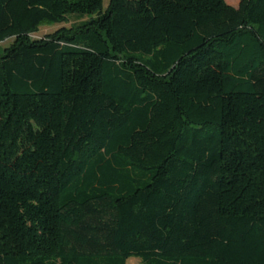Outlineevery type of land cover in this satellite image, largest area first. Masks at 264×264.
<instances>
[{
  "label": "trees",
  "instance_id": "obj_1",
  "mask_svg": "<svg viewBox=\"0 0 264 264\" xmlns=\"http://www.w3.org/2000/svg\"><path fill=\"white\" fill-rule=\"evenodd\" d=\"M9 39L0 264H264V0H0Z\"/></svg>",
  "mask_w": 264,
  "mask_h": 264
},
{
  "label": "rangeland",
  "instance_id": "obj_2",
  "mask_svg": "<svg viewBox=\"0 0 264 264\" xmlns=\"http://www.w3.org/2000/svg\"><path fill=\"white\" fill-rule=\"evenodd\" d=\"M228 5L231 6H237L238 4V0H224ZM108 4V0H103V9H105V7ZM86 18L82 19L85 20ZM78 21L76 19H74L73 17L69 18L68 22L66 23H62V24H53V25H42L39 27L38 31L32 35H30V38L32 39H40L45 37L46 35L52 34L53 32H55L57 29L61 28V27H65V28H69L70 26L77 24ZM13 41V39H9L6 40L2 43H0V49L7 47L11 44V42ZM126 264H141L140 260L138 258L135 257H130L127 259Z\"/></svg>",
  "mask_w": 264,
  "mask_h": 264
},
{
  "label": "crops",
  "instance_id": "obj_3",
  "mask_svg": "<svg viewBox=\"0 0 264 264\" xmlns=\"http://www.w3.org/2000/svg\"><path fill=\"white\" fill-rule=\"evenodd\" d=\"M235 7V6H234Z\"/></svg>",
  "mask_w": 264,
  "mask_h": 264
}]
</instances>
